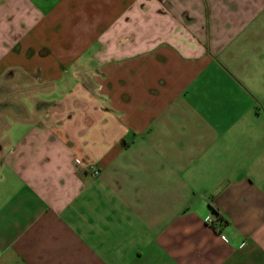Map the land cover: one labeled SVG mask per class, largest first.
<instances>
[{
  "label": "crops",
  "instance_id": "crops-1",
  "mask_svg": "<svg viewBox=\"0 0 264 264\" xmlns=\"http://www.w3.org/2000/svg\"><path fill=\"white\" fill-rule=\"evenodd\" d=\"M1 86L0 264H264V0H0Z\"/></svg>",
  "mask_w": 264,
  "mask_h": 264
},
{
  "label": "rangeland",
  "instance_id": "rangeland-1",
  "mask_svg": "<svg viewBox=\"0 0 264 264\" xmlns=\"http://www.w3.org/2000/svg\"><path fill=\"white\" fill-rule=\"evenodd\" d=\"M5 86V85H4ZM4 86H1V89H0V108H3L5 104L7 103H11L13 102V97L14 96H5V94H7V90L8 88L9 89H12L11 86H6L7 90H3L4 89Z\"/></svg>",
  "mask_w": 264,
  "mask_h": 264
},
{
  "label": "built area",
  "instance_id": "built-area-1",
  "mask_svg": "<svg viewBox=\"0 0 264 264\" xmlns=\"http://www.w3.org/2000/svg\"><path fill=\"white\" fill-rule=\"evenodd\" d=\"M98 174V172H95V175H97Z\"/></svg>",
  "mask_w": 264,
  "mask_h": 264
}]
</instances>
